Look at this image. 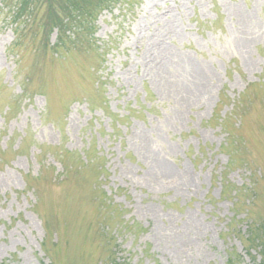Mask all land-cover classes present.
Returning a JSON list of instances; mask_svg holds the SVG:
<instances>
[{"label":"rangeland","instance_id":"374dc122","mask_svg":"<svg viewBox=\"0 0 264 264\" xmlns=\"http://www.w3.org/2000/svg\"><path fill=\"white\" fill-rule=\"evenodd\" d=\"M15 1L0 264H263L264 0Z\"/></svg>","mask_w":264,"mask_h":264},{"label":"trees","instance_id":"16d2710c","mask_svg":"<svg viewBox=\"0 0 264 264\" xmlns=\"http://www.w3.org/2000/svg\"><path fill=\"white\" fill-rule=\"evenodd\" d=\"M112 1L114 0H16L14 3L15 10L13 11H15V13L17 12L16 17L18 19H21L23 17H27V19H30L33 17V14L37 12V5L41 2H44V4L48 5L49 12L53 11V5H56L58 6L57 8L60 9V11L64 12L67 16L71 17L72 13H77V11H79L80 9H83L82 11L84 12L88 11V8H93L96 11L102 8H106L110 3H112ZM88 14L89 16H91L90 12H88ZM57 24L61 26L60 23H54L52 27H56ZM52 52L54 54V50ZM9 113L10 109L8 108L6 114ZM224 118L220 119L219 124L221 127L223 126ZM247 254L250 256L248 252Z\"/></svg>","mask_w":264,"mask_h":264}]
</instances>
